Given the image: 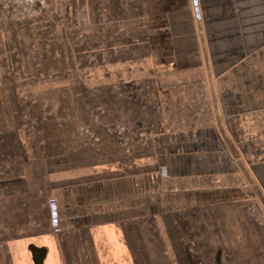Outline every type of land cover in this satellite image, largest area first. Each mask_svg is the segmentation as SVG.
Masks as SVG:
<instances>
[{
  "label": "crops",
  "instance_id": "1",
  "mask_svg": "<svg viewBox=\"0 0 264 264\" xmlns=\"http://www.w3.org/2000/svg\"><path fill=\"white\" fill-rule=\"evenodd\" d=\"M24 13L40 23L22 30L77 32L78 47L66 59L62 41L44 95L0 87V188L26 183L36 232L5 241L10 264H264L262 163L246 174L218 125L161 129L156 90L203 86L221 116L263 117L264 0H0L5 20ZM95 134L124 155L56 173L52 149Z\"/></svg>",
  "mask_w": 264,
  "mask_h": 264
},
{
  "label": "rangeland",
  "instance_id": "2",
  "mask_svg": "<svg viewBox=\"0 0 264 264\" xmlns=\"http://www.w3.org/2000/svg\"><path fill=\"white\" fill-rule=\"evenodd\" d=\"M24 16L25 13L15 17L16 20H5L3 16L0 17V24L4 26V29L10 28L11 30L18 27L17 32H0V38L1 40L3 38L6 44L0 42V45L4 46L3 48L0 47V81L3 84L0 87L9 89L10 83L14 82V85L20 88L21 94L24 93L27 97L25 93L34 89H38L39 94L43 93L44 84L48 80L61 79L63 75L61 43L66 41L69 48H72V51L68 54L65 52L63 57L74 60V52L78 47L76 41L78 33L24 31L22 30L23 27L29 28L40 23L35 20L25 21L26 17ZM89 41L93 42L91 38H89ZM72 55L74 57H71ZM5 56L7 57V63ZM83 56H86V60L90 57L88 54ZM75 65L77 64L75 63L74 67ZM75 72H77V69H75ZM167 82L169 84L163 85L164 82H162L156 86V90H159L158 119L161 129L172 130L174 128L186 129L203 125H218L216 127L219 132L226 141L230 142L231 147L238 155L243 153L252 158L251 160L247 159L246 164L243 161L245 170H249L245 171L246 174L250 172V168L253 169L251 165H255L256 162L262 163V167H264V116H221L219 108L213 102L214 99L205 94L203 86H180L176 85L177 83L174 80H167ZM150 120L158 122L153 116L150 117ZM1 122H3L2 118ZM8 123L11 124L10 121ZM119 130H122V128H119ZM105 135H94L99 138V144H97L99 147H93L87 143L85 149H74V146L69 150L66 148H58L57 150L55 147L54 149L49 148L47 154L52 149L55 154L57 152L59 156L64 157L58 164H55L56 173L62 174L63 178L73 170L87 171L96 166L98 162L107 165L122 157L124 155L122 150L112 148L116 145L110 147L107 143L110 137H104ZM111 137L115 139L114 135H111ZM126 138L130 139L128 134L125 135V132L119 136V139ZM100 150H102L101 153ZM135 150L140 151L139 147H136ZM112 153L114 155L110 156ZM260 178L264 181V173L260 175ZM25 184V182H22L20 189L16 188L18 190L7 191L0 188V264H10L5 241L23 236L26 238L36 233L34 230H28L24 227L26 218L33 217V212L29 209L30 206H26L31 204L30 200L22 197L26 190L24 188ZM9 194H16V197L11 198ZM21 201L22 204H25L22 208H20ZM262 201L264 214V195ZM50 208L54 209L55 205L53 204ZM34 220L42 221L43 219L35 218Z\"/></svg>",
  "mask_w": 264,
  "mask_h": 264
}]
</instances>
